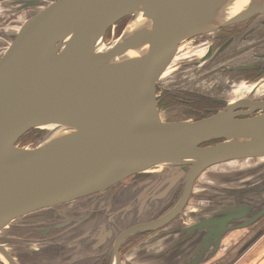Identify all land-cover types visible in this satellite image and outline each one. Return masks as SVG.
<instances>
[{"label":"water","instance_id":"95a60500","mask_svg":"<svg viewBox=\"0 0 264 264\" xmlns=\"http://www.w3.org/2000/svg\"><path fill=\"white\" fill-rule=\"evenodd\" d=\"M26 1L36 6L34 14L8 35L0 57V231L20 216L103 191L131 174L169 168L177 175L168 188L182 182L176 200L122 237L153 230L183 212L209 167L264 159V99L228 103L200 119L164 120L156 92L181 42L264 13V0ZM126 16L117 38L134 22L140 32L100 49L107 30ZM120 58L125 71L99 72ZM246 105L251 110L235 112ZM254 109L262 111L250 114ZM37 128L45 136L38 145L17 146ZM262 178L264 172L254 179L260 190H213L189 219L209 226L194 231L199 244L173 240L154 257L164 264L207 261L223 235L264 216ZM0 253L16 264L1 243Z\"/></svg>","mask_w":264,"mask_h":264},{"label":"flooded vegetation","instance_id":"af4514ba","mask_svg":"<svg viewBox=\"0 0 264 264\" xmlns=\"http://www.w3.org/2000/svg\"><path fill=\"white\" fill-rule=\"evenodd\" d=\"M35 8L26 0H0V53H4L9 42L10 29L6 30L8 26L5 25L13 23L14 28H19L22 21L33 16ZM22 14L24 18L19 19ZM128 18L118 20L114 28L113 25L107 30L105 37L110 34L118 36L126 24L121 26V21ZM191 44L203 45L206 49L193 52L189 59L176 61L175 66L172 63L170 70L180 67L174 81L167 80L157 86V107L161 116L167 114L164 120L200 119L228 103L264 99V88L260 86L250 92L235 90L243 82L264 79V13L186 39L178 45L177 51L182 52ZM175 110H181L187 117L173 116ZM249 110L251 106L248 105L235 108V112ZM261 111L254 109L250 114ZM205 171L196 179L194 192L198 190V181ZM176 175L171 174L169 168L134 173L103 191L30 212L12 220L21 222L18 240H5L8 230L5 226L0 243L5 245L16 264L43 261L50 264H115L117 256L120 264H158L160 261L154 257L157 251L173 240L185 237H189L193 245H198L202 236L194 231L202 232L209 227H195V219L189 221L195 216V209L188 207L194 198L193 192L183 212L173 220L153 230L139 229L122 237L129 228L156 219L173 204L182 186L179 179L168 188ZM240 180L247 182L249 178ZM235 183L236 180L230 178L227 185L202 187L201 190H260L252 188L251 183ZM202 195L199 200L208 203L209 194ZM200 218L201 215L197 214L196 223ZM263 219L264 216L223 235L218 250L202 264H224L222 257L238 249L248 236L264 233ZM230 239L232 241L227 243ZM14 246L16 250H13Z\"/></svg>","mask_w":264,"mask_h":264},{"label":"rangeland","instance_id":"374dc122","mask_svg":"<svg viewBox=\"0 0 264 264\" xmlns=\"http://www.w3.org/2000/svg\"><path fill=\"white\" fill-rule=\"evenodd\" d=\"M23 18H24V15L23 14H22V16H19V19H23ZM19 19H17V20H19ZM126 22H127L126 19L125 20H122L121 21V26L122 25L124 26V24ZM5 26H8L6 28V30H9L10 29L9 30L10 33L13 30L16 29V28H14L15 25L13 23L10 26L9 25H5ZM5 26L2 27V28H5ZM114 27H115V25L112 28H114ZM3 37L4 36H1V38H3ZM117 37H118L117 35H112V34L106 36L103 39V41H100V44H101L100 49H102V48L103 49H107L115 41L116 42L119 41V39ZM205 49H206V46H203V45L197 46V45H192L191 44L190 46H187L186 48H184V50H182V52H179V51L176 50L175 53H174V55H173V57L171 58L170 62L165 67V69L162 71L160 77L157 80L156 92H157V86H159L160 83H162V82L165 83L167 80L168 81H171L174 78V76H176V72L180 69V67L179 68L178 67H175V69L170 70V68L173 66V65H171L172 63L175 66L176 61H180V60H184V59H189V58L193 57L192 56L193 52L197 51L199 53V52H202ZM2 51H4V50H2ZM2 53H0V55ZM174 79H173V81H174ZM215 85H220V84H215ZM256 86H260V87H263L264 88V79L255 81L253 83H245V82H243L235 90L237 92H240V91L250 92ZM237 94H239V93H237ZM157 95H158V93H157ZM234 97H235V95L232 96V99ZM185 114L181 110H175L173 116H176V117H187ZM162 115H163L162 117H166L167 114L163 113ZM30 132H31V135H32L31 136L32 137L31 140L28 141V142H26V143H18L17 146H19V147H25V148H33L36 145H38L39 142H41L42 139L45 137V136H43V131H42L41 128L34 129V130L30 131ZM263 160L264 159H261V158L260 159H256V158H253V159H243V160H240V161H232L231 163L228 162L226 164H219V165L213 166L211 168L209 167L205 171L203 177L198 181V184H197L198 190H201L202 187H218V186L220 187V186H223L225 184L227 185V181L230 178H233V180H236V183H235L236 185H241V184L242 185H245V184L248 185V184L251 183L252 184L251 185L252 188H257L255 186V185H257L256 184L257 181H254V179L256 178V176L258 174L263 175L264 170H263V168H261V165H262ZM247 166H249V168H247ZM251 169L252 170L253 169H256L257 170V172H254V174H252L253 175L252 177L250 175L252 173V172H250ZM159 170L160 169H155L154 171H157L158 172ZM246 170L249 171V174H247V172H245ZM255 173H257V174H255ZM241 178H246V179L249 178V180L247 182H245L246 180L245 181H241L240 180ZM252 181H254V182H252ZM259 184H263L264 185V178H262V180L260 181ZM198 190H195V192H194V198L189 203V206H188L189 209L190 208L196 209L197 207H199L201 205H204V203H206V202L203 201V200H199V198L201 199L203 197L202 193L205 196L206 194H209L210 191H211V190H201L200 192H198ZM243 193L244 192H242V194ZM262 222H264V219L261 221V223ZM20 224H21V222H20V220H18V221H11V223H9L6 226V228H8L7 233L9 235H7V233L5 234V237H6L5 240H11V241L18 240L17 239V236H18L17 231H18V225H20ZM3 230L0 231V240L3 239V235H4ZM262 231H264V228H263ZM13 250H16L15 246L13 247ZM0 261H1L0 264H4L3 262H5V259L3 257H0ZM87 263L89 264V262H87ZM39 264H50V263H47V262L43 261V262H40ZM158 264H164V263L163 262H160Z\"/></svg>","mask_w":264,"mask_h":264},{"label":"crops","instance_id":"0c3cea01","mask_svg":"<svg viewBox=\"0 0 264 264\" xmlns=\"http://www.w3.org/2000/svg\"><path fill=\"white\" fill-rule=\"evenodd\" d=\"M200 191L201 190H198V192ZM210 193L212 194L213 190H211ZM210 193L209 197L211 195ZM231 241L232 240L230 239L229 242ZM164 249L165 248L156 253ZM136 256L137 255L135 254V257ZM222 262L224 264H264V233L255 237L248 236L245 241L241 242L238 249L225 254L222 257Z\"/></svg>","mask_w":264,"mask_h":264},{"label":"bare ground","instance_id":"6f19581e","mask_svg":"<svg viewBox=\"0 0 264 264\" xmlns=\"http://www.w3.org/2000/svg\"><path fill=\"white\" fill-rule=\"evenodd\" d=\"M252 6L253 4H247V3L242 4V7L247 8V9L251 8ZM228 8L229 7L226 6L223 8V10L226 11ZM139 32H140V23L134 22L128 27V29L125 31V34L120 36L118 39L119 41L126 40V39L136 36ZM123 61L124 59L120 58L113 63H109L105 65L102 69H100L99 72L102 74L123 72L128 67L127 65H123ZM0 257H3L5 259V262L8 264V261L3 254L0 253Z\"/></svg>","mask_w":264,"mask_h":264},{"label":"trees","instance_id":"16d2710c","mask_svg":"<svg viewBox=\"0 0 264 264\" xmlns=\"http://www.w3.org/2000/svg\"><path fill=\"white\" fill-rule=\"evenodd\" d=\"M120 33H121V32H120ZM31 136H32V135H31V132H30V131L26 132L25 134H23V135L19 138L17 144H18V143H26V142L30 141L31 138H32Z\"/></svg>","mask_w":264,"mask_h":264}]
</instances>
